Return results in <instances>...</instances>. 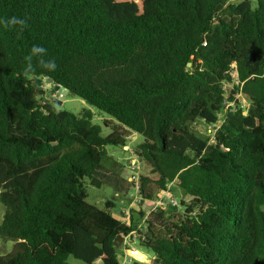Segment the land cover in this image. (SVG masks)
<instances>
[{
	"label": "trees",
	"instance_id": "1",
	"mask_svg": "<svg viewBox=\"0 0 264 264\" xmlns=\"http://www.w3.org/2000/svg\"><path fill=\"white\" fill-rule=\"evenodd\" d=\"M12 17L24 24L0 23V236L14 245L0 264H121L115 243L141 219L148 264H264V0H0V22ZM234 63L248 106L203 138L190 124L218 120ZM50 78L111 132L91 109L43 103ZM135 134L137 181L107 150ZM87 181L178 204L117 217L112 200L88 201Z\"/></svg>",
	"mask_w": 264,
	"mask_h": 264
},
{
	"label": "rangeland",
	"instance_id": "2",
	"mask_svg": "<svg viewBox=\"0 0 264 264\" xmlns=\"http://www.w3.org/2000/svg\"><path fill=\"white\" fill-rule=\"evenodd\" d=\"M235 2H239L241 0H233ZM46 86L48 89L47 97L51 100L53 99H59L62 104L59 106L60 109H67L77 115H80L84 110L91 109L93 111V123L98 124L102 128V135H108L111 132V127L106 126L104 124V120L106 118H109L106 114L102 113L100 110L95 108L94 106H91L87 101L84 99L73 95L70 91L67 89H56V86L53 84H49V82H46ZM59 91V92H58ZM59 94L58 97H55V95ZM244 105H247L248 102L244 98L242 100ZM191 130L196 133L197 135L203 137V138H210L211 134L208 131L209 126L202 121L199 120L197 122L190 124ZM136 139L133 141L128 140V145H130V149L124 148V146H107L108 153L114 158L116 163L118 164L114 168L121 172L126 177H130L132 172V165L139 162L137 156L135 153L132 152V149L135 151L138 144L144 141L143 136L140 134H135ZM139 173H148V167L145 165H141V169ZM86 189L88 192V201L92 204L97 205L99 208L106 209V202L108 200H112L115 203L114 208L112 209V213L117 216L121 217L120 214V207L125 204H131V201L133 200L131 198V195L134 194V190H132L129 194L126 196H119L117 197V194L113 191L112 188L108 186H103L101 188L94 187L89 184L87 181L86 183ZM1 192V190H0ZM186 200H189V197L185 198ZM180 201V199H179ZM144 204L139 203L138 205H135L136 211H147L146 208L143 207ZM176 208L180 209L181 205L179 204ZM6 212V206L4 203L0 202V225L3 223L4 215ZM14 240H7L5 238H2L0 236V255L8 254L13 249ZM133 249H138L142 251L143 253L147 254L149 257L153 258L154 254L152 251L148 250L145 247L140 246L138 243L133 245ZM121 249H119L120 256L119 259L121 261V264H131L133 262H130L129 260L124 261V258L121 253ZM69 261L72 264H87L83 262L80 259L75 258L74 256L69 257ZM95 264H102L101 261H97Z\"/></svg>",
	"mask_w": 264,
	"mask_h": 264
},
{
	"label": "built area",
	"instance_id": "3",
	"mask_svg": "<svg viewBox=\"0 0 264 264\" xmlns=\"http://www.w3.org/2000/svg\"><path fill=\"white\" fill-rule=\"evenodd\" d=\"M232 70L230 71L231 74V80L229 81H224L223 83V90L225 92V108L222 112H220L218 114V120L212 124L211 126H209L208 131L211 134V136L217 132V130L222 126L224 120H225V112H227L229 109H231L232 107H234L236 105V100H239L242 104V106H248L244 105L242 100L246 98V95L242 92V91H237V92H233V89L235 88V86L240 85V79H239V74H238V70L236 67V64L234 63L232 65ZM59 89H63L61 87H59L57 90ZM59 92V91H58ZM59 94L55 95V97H58ZM231 96L234 97V99H231ZM49 98L46 97L44 98V102L46 103L48 102ZM248 102V101H247ZM136 139L135 135H132L129 137L130 141H133ZM124 148L126 149H130V145H126L124 146ZM132 152L135 153V151L132 149ZM132 174L130 176V180H138L139 179V171L141 169V163L138 162L134 165H132ZM134 194L131 195V198L133 199L131 201V204H125L123 206L120 207V214L123 217H132L133 215H138V217L142 216L140 215L139 211L135 210V205H138L139 203L144 204L143 207L147 209V213H150L151 211L159 208V207H166L168 205H177L178 204V200L171 196L169 194V192L167 190H161V193L157 195V197L155 199H144L141 196L140 193V188L139 187H135L134 189ZM143 227H146L145 225V219H141V222L137 225V227L131 231L129 234L124 236L123 242H122V246L125 249V254H124V258L125 260H129L130 262H134V255H133V245L138 243V236L139 233L141 231V229Z\"/></svg>",
	"mask_w": 264,
	"mask_h": 264
},
{
	"label": "clouds",
	"instance_id": "4",
	"mask_svg": "<svg viewBox=\"0 0 264 264\" xmlns=\"http://www.w3.org/2000/svg\"><path fill=\"white\" fill-rule=\"evenodd\" d=\"M0 23H4L5 26H14V25H23L24 24V21L22 20H19L17 19L16 17H12L10 18L8 21H4V22H0ZM43 52H46V49L40 47V46H33L32 50H31V53L32 54H35V53H43ZM26 61H27V65H26V68H25V75H28L31 71V68H32V55H29L26 57ZM41 66L45 69H48L50 71L52 70H55L57 65L55 64L54 61L52 60H49L47 62L41 60Z\"/></svg>",
	"mask_w": 264,
	"mask_h": 264
},
{
	"label": "crops",
	"instance_id": "5",
	"mask_svg": "<svg viewBox=\"0 0 264 264\" xmlns=\"http://www.w3.org/2000/svg\"><path fill=\"white\" fill-rule=\"evenodd\" d=\"M54 86V85H53ZM47 87V86H46ZM128 178H130V177H128ZM161 193V190L159 191V193L158 194H160ZM143 211L145 212V213H147V211H145V209H143ZM137 219H141V217H138ZM137 221V220H136ZM140 222H141V220H140ZM139 222V223H140ZM119 249H121L122 251H121V253H122V256H123V258H124V254H125V249H124V247L122 246V244H121V246L119 247ZM133 251V255H134V259H135V261H138V262H142V263H144V264H148L150 261H151V257H149L147 254H145V253H143L142 251H140V250H138V249H132ZM119 256H120V252H119ZM124 261H127V260H125V258H124ZM131 264H134V262L133 263H131Z\"/></svg>",
	"mask_w": 264,
	"mask_h": 264
},
{
	"label": "water",
	"instance_id": "6",
	"mask_svg": "<svg viewBox=\"0 0 264 264\" xmlns=\"http://www.w3.org/2000/svg\"><path fill=\"white\" fill-rule=\"evenodd\" d=\"M224 4H226V3L219 4L216 7L215 11L218 12L219 10H221L224 7ZM48 82H49V84H53L54 83V80L52 78H50V79H48ZM59 87H60V85H57L56 86V89H58ZM137 218H138V215H135V219L136 220H137ZM123 239H124L123 236H119L117 242L115 243V247L119 248L121 246L122 242H123Z\"/></svg>",
	"mask_w": 264,
	"mask_h": 264
}]
</instances>
